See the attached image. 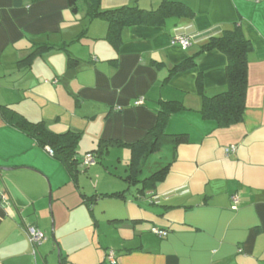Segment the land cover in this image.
Listing matches in <instances>:
<instances>
[{"label": "crops", "instance_id": "obj_1", "mask_svg": "<svg viewBox=\"0 0 264 264\" xmlns=\"http://www.w3.org/2000/svg\"><path fill=\"white\" fill-rule=\"evenodd\" d=\"M164 1L101 0V8L154 11ZM170 1L186 4L195 16L126 27L114 45L107 39L108 21L91 19L86 0H79L77 13L69 0H0V107L44 122L53 133L81 134L80 159L102 141L122 142L105 150L96 165H106L113 152L114 164L127 172L117 175L119 185L111 182L100 192L96 184L88 195L81 174L95 175L96 166L75 182L48 150L9 125L0 109V264H264V0ZM235 25L253 44L246 110L242 123L218 128L201 109L204 96L226 91L227 58L201 48ZM179 36L191 46L172 45ZM42 45L51 49L29 68L19 65ZM70 56L76 65L69 66ZM190 58L194 67L172 73ZM139 98L144 103L136 106ZM170 101L185 109L169 118L166 131L187 133L189 143H167L172 147L159 164H171L168 175L140 193L141 184L126 181L129 145L145 138L162 103ZM230 146L236 151L227 154ZM116 192L126 197L102 196ZM92 196L99 197L83 203ZM54 217L56 230L70 227L66 237L61 231L60 244L49 237ZM30 226L45 233L42 244L30 242ZM154 228L168 236L158 237ZM74 238L81 245L69 251L63 242Z\"/></svg>", "mask_w": 264, "mask_h": 264}, {"label": "trees", "instance_id": "obj_2", "mask_svg": "<svg viewBox=\"0 0 264 264\" xmlns=\"http://www.w3.org/2000/svg\"><path fill=\"white\" fill-rule=\"evenodd\" d=\"M78 2L79 0H69L70 8L74 13H77L79 10ZM86 2L89 5L88 12L91 19L102 18L108 21L109 32L107 39L114 45L120 44L121 32L126 27H157L163 25L165 20L170 17L193 18L195 16L194 11L186 4L170 0H165L154 11L144 10L137 6H124L103 10L101 8V0H86ZM50 49L51 47L47 45L38 46L32 54L20 61L19 65L29 68L37 55H43ZM209 51H220L227 58V89L211 97L204 96L201 114L205 119L215 121L218 128L232 127L244 121L246 96L249 86V55L253 51V44L245 37L241 27L235 25L221 37L210 39L201 48V53ZM76 63V59L70 56L69 66H74ZM195 65L194 59H187L176 65L172 69V73H179ZM0 109L4 120L9 125L35 139L38 146L42 149L52 151L53 157L61 162L75 182L79 174L89 168L82 169L80 167L82 159L78 156V144L81 140V134L73 131L56 134L44 122H30L22 114L7 106H2ZM184 109L185 107L181 102H163L159 110L157 125L145 138L129 145L131 149V161L126 181L131 186L141 184L140 193L155 189L157 184L166 178L170 170L171 164H167L141 180V175L149 157L158 153L164 144L170 143L177 148L180 145L189 143V135L187 133L170 134L166 131L169 118ZM115 145L123 144L118 140L102 141L97 150H92L89 153L94 155L96 163H98L102 159L104 151ZM231 147L226 148V150ZM102 196L126 197L123 192L103 194ZM98 197H85L83 203L86 205L93 204ZM236 199L234 198L233 201Z\"/></svg>", "mask_w": 264, "mask_h": 264}, {"label": "rangeland", "instance_id": "obj_3", "mask_svg": "<svg viewBox=\"0 0 264 264\" xmlns=\"http://www.w3.org/2000/svg\"><path fill=\"white\" fill-rule=\"evenodd\" d=\"M165 147H164V149H163V151H159L157 154H155V155H153V156H151L150 157V159H149V161H147V163H146V165H145V167H144V171H143V173H142V175H141V179H144V178H146L147 176L146 175H150L149 173H154L155 171H158L159 169H161V167H163L164 165H160L159 163L161 162V157L163 156L164 157V154H165V151H166V149L165 148H167V147H172V145H164ZM82 147V146H81ZM80 147V148H81ZM79 155L82 157L83 156V154L80 152L79 153ZM117 157L118 156H116V154L115 153H111V156H110V158L109 159H107L106 160V165H105V163L101 166V165H96V164H94V165H92V167L90 166L89 167V171H90V169H92L93 168V166H94V168H95V166H96V168H98L96 171H97V173L95 174V175H92V173L89 175V174H85V173H83V174H81V186L82 187H85L84 189L89 193L88 195H92L93 193H95L94 192V190H93V188H94V186L96 185V184H98V189H96V190H98V191H100V192H102V191H106V187L108 186V184L109 183H113V182H117V184L119 185L120 183H121V180H123L122 178H117V175L119 176L120 175V177H126V175H127V172H125L124 170H123V168L122 167H120L119 165L120 164H118L117 165V162H116V164H114L115 163V159H117ZM168 163V162H167ZM107 165H109V167H110V170H108V169H106V167L105 166H107ZM111 165H113L112 167H111ZM115 167H118V168H115ZM93 168V169H94ZM92 169V170H93ZM150 171H152V172H150ZM43 177V176H42ZM45 180H46V182H47V179L45 178V177H43ZM115 180H118V181H115ZM120 180V181H119ZM114 189H118V188H114ZM84 190V191H85ZM110 190H112L111 188L109 189V191ZM134 190V189H133ZM132 192H134V191H131L130 193H128V195H131L132 194ZM103 202H108L109 204H111V203H114V204H117L114 200H103V201H101V204H105V203H103ZM111 202V203H110ZM147 205H148V203H146ZM100 208H98V210H99ZM67 220H68V218H66ZM101 220H102V222H103V219L101 218ZM78 224H79V222H78ZM93 224V223H92ZM51 230H50V234H49V237L51 238L52 237V231H53V224H52V218H51V228H50ZM67 229H70V227H67V225L62 229V230H59L60 231V233H59V231L58 230H56V219H55V217H54V234H55V242L58 244H60V242H59V239H60V237L62 236V235H69V233H71V232H68V233H66L67 232ZM65 230V231H64ZM61 231H64L63 233H62V235H61ZM87 233V232H86ZM65 236V237H66ZM47 237V236H46ZM63 237V236H62ZM65 237H63V238H65ZM83 237V236H82ZM64 244H66V248L69 250V251H74V250H76L77 248H75V247H73L74 245H81V239L79 238L78 240H76L75 238L74 239H72V240H70V239H66V241L64 240V242H63Z\"/></svg>", "mask_w": 264, "mask_h": 264}, {"label": "built area", "instance_id": "obj_4", "mask_svg": "<svg viewBox=\"0 0 264 264\" xmlns=\"http://www.w3.org/2000/svg\"><path fill=\"white\" fill-rule=\"evenodd\" d=\"M171 44L172 45H179L182 48L186 49V48L191 46V40L188 37L179 36V37H176L174 40H172ZM143 103H144V98H139L136 101L135 105L141 106V105H143ZM235 151H236V147L232 146L230 149L226 150V153L229 154V153H233ZM49 153L51 155H53L52 151H49ZM94 164H96V159H95L94 155L91 153H88L83 157L80 167L83 169L86 167H90ZM1 199H2V201H5L4 197ZM234 202H235V205H234L233 209L237 210L239 201H238V199H236ZM153 232L157 236H159L160 238H164V237L168 236V231H165V230H160V229L154 228ZM27 234H28L30 242L34 246L40 245L46 240L45 234L41 230H39L38 228H36L34 226H30L27 228ZM110 258H111L112 263H113V259H114V253L113 252L110 254Z\"/></svg>", "mask_w": 264, "mask_h": 264}, {"label": "water", "instance_id": "obj_5", "mask_svg": "<svg viewBox=\"0 0 264 264\" xmlns=\"http://www.w3.org/2000/svg\"><path fill=\"white\" fill-rule=\"evenodd\" d=\"M52 223H53V221H52ZM52 238H53L54 241H56L55 240V234H54V224H53Z\"/></svg>", "mask_w": 264, "mask_h": 264}]
</instances>
